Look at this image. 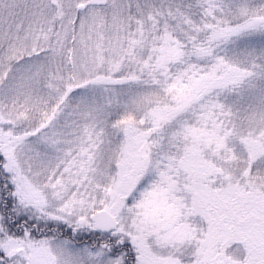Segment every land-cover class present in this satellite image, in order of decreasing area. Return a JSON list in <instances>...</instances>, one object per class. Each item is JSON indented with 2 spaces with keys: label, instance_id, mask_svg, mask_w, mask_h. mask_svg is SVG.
<instances>
[{
  "label": "snow or ice",
  "instance_id": "obj_1",
  "mask_svg": "<svg viewBox=\"0 0 264 264\" xmlns=\"http://www.w3.org/2000/svg\"><path fill=\"white\" fill-rule=\"evenodd\" d=\"M0 264H264V0H0Z\"/></svg>",
  "mask_w": 264,
  "mask_h": 264
}]
</instances>
